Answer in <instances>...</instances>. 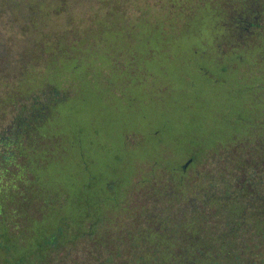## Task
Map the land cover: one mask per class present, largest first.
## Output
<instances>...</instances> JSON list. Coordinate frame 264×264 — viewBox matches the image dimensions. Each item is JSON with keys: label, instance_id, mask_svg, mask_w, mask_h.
Returning a JSON list of instances; mask_svg holds the SVG:
<instances>
[{"label": "rangeland", "instance_id": "374dc122", "mask_svg": "<svg viewBox=\"0 0 264 264\" xmlns=\"http://www.w3.org/2000/svg\"><path fill=\"white\" fill-rule=\"evenodd\" d=\"M161 1L69 0L49 22L64 36L50 50L18 38L0 52L17 85L65 92L42 130L61 146L50 175L80 191L74 228L125 222L126 207L152 208L163 187L172 202L183 194L179 206L192 185L238 178V162L264 155V56L216 38L205 13L203 24L167 21Z\"/></svg>", "mask_w": 264, "mask_h": 264}, {"label": "trees", "instance_id": "16d2710c", "mask_svg": "<svg viewBox=\"0 0 264 264\" xmlns=\"http://www.w3.org/2000/svg\"><path fill=\"white\" fill-rule=\"evenodd\" d=\"M68 1L1 0L0 52L10 55L18 38L43 39L41 51L50 50L53 38L64 36L48 31L49 22ZM160 8L169 22L206 20L228 46L255 47L264 56V0H162ZM15 77L0 57V264H264V155L238 162V178L223 174L208 189L192 185L179 206L183 194L172 202L173 189L163 187L149 198L152 208L126 207L125 222L74 228L80 191L50 175L56 172L47 165L61 160V146L42 130L65 92L37 93ZM185 182L179 180L180 192Z\"/></svg>", "mask_w": 264, "mask_h": 264}]
</instances>
